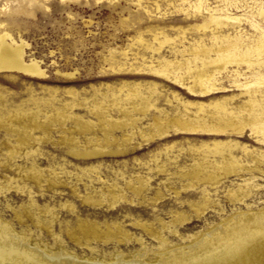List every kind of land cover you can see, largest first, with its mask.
Segmentation results:
<instances>
[{
    "label": "rangeland",
    "instance_id": "obj_1",
    "mask_svg": "<svg viewBox=\"0 0 264 264\" xmlns=\"http://www.w3.org/2000/svg\"><path fill=\"white\" fill-rule=\"evenodd\" d=\"M205 1L241 21L201 30L197 0H0V36L40 72L0 70L1 230L38 252L156 264L264 212V139L238 86L258 68L228 65L208 92L188 73L213 36L250 44L264 0Z\"/></svg>",
    "mask_w": 264,
    "mask_h": 264
},
{
    "label": "bare ground",
    "instance_id": "obj_2",
    "mask_svg": "<svg viewBox=\"0 0 264 264\" xmlns=\"http://www.w3.org/2000/svg\"><path fill=\"white\" fill-rule=\"evenodd\" d=\"M65 2H73V0H63ZM182 3L186 0H181ZM225 6H235V0H225ZM195 13L202 14L205 10L207 18L197 28L201 30L213 29L217 30L224 25L239 23L240 16H233L225 12L223 9H209L205 0H197L193 4H189ZM182 10V9H180ZM259 15H264V8H260ZM257 31V37L250 44H243L240 36L230 37L229 35L219 37L213 36L212 41L217 47L200 49L201 52V68L190 69L188 73L192 77L193 85L201 88L202 92H208L214 88L217 81V75L227 69L228 65H245L248 69L257 67L255 77L245 83L238 85L243 87L248 95V114H252L254 125L261 131L264 139V123L259 118V114L255 109L261 108V104L257 95L261 92L260 88H264V73L260 69H264V29L260 28L257 23L253 24ZM10 38L8 34L0 36V70L16 69L23 72L40 74L36 64L25 65L22 61L23 48L21 45L16 46L8 43ZM169 41L164 37L159 45ZM214 54V58L210 53ZM197 58V57H195ZM188 63V62H187ZM169 62L163 64V70L167 71ZM235 75H243L237 69ZM217 112L225 111V107L216 104ZM229 123L231 121H228ZM221 124L209 128L213 131H223ZM217 152H221L223 145L215 144ZM236 164L234 158H230L229 166ZM229 167V168H230ZM10 231L0 229V264H110L105 262H96L84 260L80 261L75 256H71L64 251L58 252H38L36 248H29V244L21 238L14 239ZM111 264H145L144 261L135 257L130 261H124L120 258ZM156 264H264V212L260 214H248L239 218L232 219L221 235H211L210 239L205 242L199 249L187 253H170L169 257L161 259Z\"/></svg>",
    "mask_w": 264,
    "mask_h": 264
}]
</instances>
